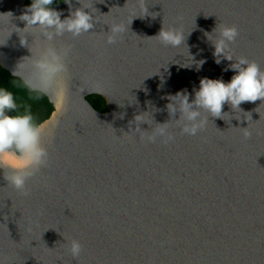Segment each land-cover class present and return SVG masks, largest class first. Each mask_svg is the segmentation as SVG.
<instances>
[{
    "label": "water",
    "instance_id": "water-1",
    "mask_svg": "<svg viewBox=\"0 0 264 264\" xmlns=\"http://www.w3.org/2000/svg\"><path fill=\"white\" fill-rule=\"evenodd\" d=\"M26 1L0 0V63L35 90L34 62L44 49H68L67 71L57 77L65 98L61 104L54 89L46 93L54 107L41 123L49 163L28 180L29 195L0 170V264H264V102H244V112L226 104L223 119L210 117L196 136L171 122L168 144L125 133L149 105L161 109L156 122L167 121L165 97L187 90L193 98L201 78L231 80L232 61L217 64L205 36L216 26V33L237 26L232 54L264 70V0H146L158 15L134 18L111 45L108 25L143 15V0H82L99 23L52 41L41 29L16 28L25 26ZM64 2L54 6L61 19L69 14ZM162 26L192 31L194 62L187 47L153 37ZM26 33L28 48L19 42ZM92 94L106 99L108 111L92 106ZM73 239L83 245L75 259Z\"/></svg>",
    "mask_w": 264,
    "mask_h": 264
},
{
    "label": "clouds",
    "instance_id": "clouds-1",
    "mask_svg": "<svg viewBox=\"0 0 264 264\" xmlns=\"http://www.w3.org/2000/svg\"><path fill=\"white\" fill-rule=\"evenodd\" d=\"M143 2V15L134 16L128 24L113 23L108 25L107 44H115L118 38L128 31L134 18L149 16L155 18L158 15L155 12H149L146 0ZM64 3L69 6V14L61 19L63 13L52 7L54 0H32L24 14L19 17L21 21L25 22V26L22 29L15 26L21 31L41 29V36L47 41H52L65 33L79 37L92 32L95 25L99 23L92 8L82 0H77L80 7L75 9H73L71 0H65ZM92 7L96 8L94 5ZM7 14L13 18L11 12ZM216 29L217 26L211 33H205V36L214 48L213 55L217 64L223 60L232 61L225 69V71L235 72L231 80L225 82L222 78H201L198 89H194L193 98L190 99L187 90H181L174 95L170 94L165 97L168 101L165 105L169 115L167 121L156 122L154 113L161 109L149 105L148 110L134 115L128 123L129 131L125 133L135 134L146 144L157 141L168 144L175 141V135L170 130L171 122H175L181 134L196 136L206 128L210 117L223 119L226 113L223 108L226 104L234 112L236 110L244 112L241 108L242 103L258 100L261 103L264 102V70L247 57H234L232 54L231 45L239 36L237 26L223 24L218 33H216ZM191 32L185 34L175 28L162 26L159 33L153 37L166 47L174 49L187 47L188 54L194 62V56L190 53L187 45V39ZM214 33L216 34L214 35ZM19 42L21 46L28 48L27 33L23 40L20 38ZM68 52V49L57 51L53 47H47L40 58L34 62L39 81V87L35 90L46 94L54 89L61 104L65 98V90L58 83L57 77L67 71L64 59ZM205 62L203 59L196 62V70H200ZM192 64L183 67H191ZM20 108L21 106L17 104L13 93L8 88L0 86V170L8 169L9 171L3 177L4 180L14 190L28 196V180L42 168L48 166L49 157L47 149L42 144L43 125L37 122L30 106H23V111H20ZM177 114L178 118H176ZM120 118L123 119L124 114H121ZM144 124L149 126L148 129L141 127ZM250 135V132H245L246 137ZM82 250L83 245L79 240H71L68 251L74 259L81 255Z\"/></svg>",
    "mask_w": 264,
    "mask_h": 264
},
{
    "label": "trees",
    "instance_id": "trees-1",
    "mask_svg": "<svg viewBox=\"0 0 264 264\" xmlns=\"http://www.w3.org/2000/svg\"><path fill=\"white\" fill-rule=\"evenodd\" d=\"M65 0H54L52 7L63 3ZM32 0L24 2L25 6H29ZM0 86L8 88L14 95L16 102L21 106L20 111H23V106L31 107L32 114L38 123H42L52 114L54 107L49 101L46 94L33 90L21 78L13 76L10 71L5 69L0 63ZM92 106L100 111H108L106 99L98 94H92L87 97Z\"/></svg>",
    "mask_w": 264,
    "mask_h": 264
}]
</instances>
